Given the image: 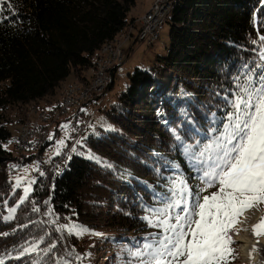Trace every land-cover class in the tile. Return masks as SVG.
<instances>
[{"label": "trees", "instance_id": "16d2710c", "mask_svg": "<svg viewBox=\"0 0 264 264\" xmlns=\"http://www.w3.org/2000/svg\"><path fill=\"white\" fill-rule=\"evenodd\" d=\"M135 1L6 0L0 5V259L4 264L62 262L60 230L46 226L42 217L49 224L53 219L59 225L71 221L112 233L105 241L121 249L112 264H138L128 250L159 231L142 219L149 213L141 203L163 207L154 196L167 192L166 177L181 172L190 186L203 185L193 178L176 136L186 144L207 142L214 126L212 113L218 118L224 114L225 90L233 87L241 64L256 57L252 49L258 46L252 41L264 34V0H174L164 24L168 26L165 54L155 58L149 71L136 68L129 73L124 90L104 111L116 130L80 138L112 166L76 154L69 159L67 153L65 169L53 186L46 188L38 176L12 219H2L6 207L21 196L19 189L12 188L9 169L29 160L20 161L26 156H12L5 149L14 134L8 129L9 111L41 103L46 107L71 74L87 82L89 76L84 75H92L103 45L136 21L128 17ZM112 84L113 80L106 90ZM25 120L22 114L18 124ZM34 198L42 200L39 211H33ZM68 242L71 257L74 247L82 250L76 236ZM33 244L36 252L20 255ZM52 244L55 247L45 252Z\"/></svg>", "mask_w": 264, "mask_h": 264}, {"label": "snow or ice", "instance_id": "6c2138e0", "mask_svg": "<svg viewBox=\"0 0 264 264\" xmlns=\"http://www.w3.org/2000/svg\"><path fill=\"white\" fill-rule=\"evenodd\" d=\"M5 2L0 0V5ZM252 43L258 46L252 49L256 57L241 64L233 77V87L225 90L224 114L218 118L212 113L214 126L207 142L186 144L176 136L193 178L203 186H190L181 172L166 177L170 184L167 192L154 196L163 207L141 203L149 213L142 219L159 231L144 237L135 250H128L138 264H230L235 258L233 233L241 230L240 217L264 204V34H258ZM58 143L64 145L63 140ZM72 151H76L75 147ZM56 154H60L59 150ZM88 158L100 162L97 157ZM20 182L21 178H17V187ZM32 183L29 181L24 188L20 203L27 199ZM212 188L216 190L204 194ZM15 211V208L9 209L8 218ZM33 211L39 208L34 206ZM48 214L52 215L51 208ZM57 230H67L75 236L89 232L88 228L74 223L60 225ZM252 231L257 237L264 235V216L252 226ZM54 247L52 244L44 251ZM256 250L254 246L252 251ZM36 251L37 246L33 244L20 255ZM0 264H4L3 259Z\"/></svg>", "mask_w": 264, "mask_h": 264}, {"label": "rangeland", "instance_id": "374dc122", "mask_svg": "<svg viewBox=\"0 0 264 264\" xmlns=\"http://www.w3.org/2000/svg\"><path fill=\"white\" fill-rule=\"evenodd\" d=\"M153 2H154V0H136L135 1L136 7L131 10L128 17L131 18L134 15L136 16V13L138 16V12L140 11V9H141V12L145 11L146 8L147 9L150 8V6L152 5ZM141 17H143V15L140 16L136 21H134V23H132L129 26L131 28H134L135 26L138 27L139 26L138 22L141 19ZM134 30H135V28H134ZM122 31H124V30H122ZM125 31H127V29ZM119 35L120 34H118L115 39H117L119 37ZM167 35H168V26L164 25V27L160 33L159 38L153 43L152 46H148V44H145V43H135V44L133 43V45H132V41L126 43L123 46L124 60L115 69V72L113 75L114 77H113L112 87L110 89L106 90L104 93H102L100 95V98H98L95 101L88 103L83 108V113H84L83 117H85L86 120L88 121V128L84 133V137H86L88 135H98L99 133H103V132H114L116 130V127L111 122H109L107 120V118L105 117L104 111L106 109H108L110 104H112L115 101L116 97L124 90L126 83H127V75L129 73H131L136 68L141 69V70H145V71H149L150 68L154 65L155 58L157 56H163L165 54V48L168 45V36ZM84 76H89V74H87V75L85 74ZM74 81H76V78H75L74 74H71L65 80V82L62 84L61 88L57 91L56 95L54 97L50 98L48 100L49 102H45V103H51V104L55 103V101H57L60 98V94L62 93L63 88L66 85L74 83ZM43 104L41 103V106H37V105L30 106L27 108V110L23 109V108L11 109L8 113V119H9L8 129H9V131H11L12 134L15 133L17 131L16 130L17 126L20 124V123L18 124V122L20 120V117H22V114H23V118L26 119L28 114H29L31 107H37L38 108V107H42ZM43 108H46V107H44V105H43ZM23 110H24V112H23ZM69 124H70L69 121L61 122L59 124L60 129H59L58 133H55L54 130L50 131L49 143L46 146L45 151L43 153V157H44V160L46 162H49L53 158L58 157V156L62 155L64 152H66V154L68 153L67 158H69L71 155L76 154V155H79V156L84 157L86 159H89L88 157L91 155L93 157L99 158V161H100L99 164H101V165L107 164L109 166H112L111 163H109L105 159L99 157L95 153L88 150L80 138L77 139L75 142L71 143L73 138L71 136ZM61 140L64 141L63 146L59 145V143H58ZM77 146L82 147V149L77 150ZM74 147L76 149L75 152L72 151V149ZM5 149L9 152H12V156H15L16 153L13 152L11 146H9V145L5 146ZM57 150H59V152H60L59 155L56 154ZM25 156H26L25 158H27L29 160H27V162L24 165H22L20 167L12 166L15 170V173L12 176H10V180L12 182V188L14 191L19 189L21 192V196L15 205H13L11 207H6L5 213L3 214V218H2L4 222H8L12 219V218H8L10 215L9 209H11V208L16 209L18 207V205L20 204L21 197H23L25 195L24 188L28 187V182L29 181L35 182V180L38 176L42 177L39 164L34 162L30 158V154H26ZM23 158L24 157H20L19 158L20 161H22ZM89 160L97 162L96 159H89ZM17 178H21V182H20V185L18 187L16 186L17 185ZM32 186H33V183L31 184L30 191L27 194V197L32 191ZM215 190H216L215 188L209 189L204 194L205 195L210 194V192L215 191ZM257 209L262 211L264 214V204L259 205V207ZM251 211L252 210L247 211V213H250ZM13 215H14V213L12 214V216ZM241 219H242V217H241ZM52 221H57V220L53 219ZM73 223L77 224V225H81V224L71 222V221H68L65 223L60 222V225H67V224H73ZM56 225H57V229H58L60 227V225L57 222H56ZM82 226H84V225H82ZM84 227H86V226H84ZM238 227L241 229L239 231V233L238 234L233 233V234L239 235L242 232L241 223L238 225ZM94 233H98L99 235H95ZM60 234L62 235L61 237H62V241L64 244V249H63L64 252L62 254L63 259H62V262L60 264H64L65 261H67L68 264H112V263L116 262V256L121 254L120 247H116L115 245L110 244V242L105 241V238H109L110 236H113L114 234L103 233V232H98V231L93 230V229H89L88 233H86L82 236H76L79 239V245H81L82 250L78 251L74 247V251H75L74 255L75 256H73V257H75V258H73V257H71V255H72L71 254V248H70V244L68 242V239L71 235H69L67 230H60ZM115 236H117V235H115ZM259 238H264V235L259 236ZM232 246L234 248V254H235V261L233 264H247L246 262H243V260L241 259L239 245L237 243H234Z\"/></svg>", "mask_w": 264, "mask_h": 264}, {"label": "built area", "instance_id": "2783aa9c", "mask_svg": "<svg viewBox=\"0 0 264 264\" xmlns=\"http://www.w3.org/2000/svg\"><path fill=\"white\" fill-rule=\"evenodd\" d=\"M174 0H154L147 12L143 14L138 27H135L132 36L126 39L124 43L112 42L111 49L106 52V62L104 63V69L102 73H93L91 76V83L80 84V81L76 79L74 87H71L69 91L64 92L63 105H57L56 112H48V108H43L37 113L36 122L32 123L30 131H22L13 136V141L10 143L12 150L24 148L26 143H33V153L30 158L39 164L40 171L43 173V183L46 188H50L52 181H55L61 173V162H63L62 155L53 158L51 161L46 162L43 157V153L46 148V144L49 141L50 131L65 118H69V128L71 131L72 141L77 139L85 133L88 128V121L80 113L81 109L92 101L95 96L101 95L108 87V84L113 80V69L122 63L124 60L123 46L133 41V43H145L151 40L162 28V20L164 16H167V12L171 9ZM45 118H53V127L49 128L48 134H41L40 123ZM25 158V157H24ZM15 173L14 168L11 165L10 176ZM42 200L34 198L33 203L37 208H41ZM42 220L46 226L57 229L56 221L49 222L42 217Z\"/></svg>", "mask_w": 264, "mask_h": 264}, {"label": "bare ground", "instance_id": "6f19581e", "mask_svg": "<svg viewBox=\"0 0 264 264\" xmlns=\"http://www.w3.org/2000/svg\"><path fill=\"white\" fill-rule=\"evenodd\" d=\"M170 11L171 10L167 12V16L163 17L161 30L156 35H154L151 40H148L146 44L152 45L159 38L160 33L164 27V24L167 20V17ZM142 19L143 17H141V19L139 20L138 25L140 24ZM134 28H131L130 26H128L127 28H125V30L127 29V31L124 30L125 32L124 31L119 32L120 34L119 37L117 39H114L113 41H116V43L126 42V39L132 36ZM112 42L106 43L101 48L100 56L97 59V61L94 63V73L103 72L104 63L106 62V52L105 51H108L111 49ZM75 82L76 81H74V83L66 85L63 88L62 93L60 94V98L57 101H55V103H53L52 106L48 108V112H56L57 105H63L64 92H67L70 90L71 87H74ZM88 83H91V77L89 80H87V82H80V84H88ZM42 109L43 107H38V108L31 107L26 120L24 121V123H21L17 126L16 128L17 131L13 134V136L17 133H21L22 131H30L32 128V123L36 122L37 120L38 111ZM52 127H53V118H45L44 121L40 123L41 134H48L49 128H52ZM13 136L11 139V143L13 141ZM14 152L19 156L20 155L24 156L26 154L31 155V153H33V143H26L24 148L15 149ZM65 164H66V161L63 156V162H61V173L65 169ZM9 173H10V169H9ZM54 182L55 181H52L50 188L53 186ZM33 204L36 206L35 203ZM252 211L247 214L245 213L244 216H242V219L240 218L242 232L239 235L233 234V240L235 241V243L239 245L240 254H241L240 256L243 262H246L247 264H264V238L257 237L252 231V226L260 222V218L261 216H264V214L259 209H254ZM254 246L257 249L256 251H252Z\"/></svg>", "mask_w": 264, "mask_h": 264}, {"label": "crops", "instance_id": "0c3cea01", "mask_svg": "<svg viewBox=\"0 0 264 264\" xmlns=\"http://www.w3.org/2000/svg\"><path fill=\"white\" fill-rule=\"evenodd\" d=\"M135 4H136V3H135ZM135 7H136V6H134V8H135ZM134 8H133V9H134ZM148 9H149V8H148ZM148 9L146 8L145 11H143V12H141V9H140V11L138 12V16H137V13H136V16H135V15L132 16L131 19H135V20H137L140 16H142L145 12H147ZM129 14H130V13H129ZM132 45H133V41H132ZM87 74H89V78L92 76V75H91V72H88ZM90 75H91V76H90ZM89 78H88V80H89ZM52 104H53V103H52ZM52 104H51V103H47V104H46V108H49ZM43 105H44V104H43ZM42 107H43V106H42ZM83 108H84V107H83ZM83 108L81 109V112H80L82 115L84 114V113H83ZM66 121H69V122H70L69 118H65V119L61 120L59 123L56 124V126H55L52 130H54L55 133H58V132H59V129H60V128H59V127H60L59 124H60L61 122H66ZM83 136H84V134H83ZM83 136H82V137H83ZM82 137H81V139H82Z\"/></svg>", "mask_w": 264, "mask_h": 264}, {"label": "water", "instance_id": "95a60500", "mask_svg": "<svg viewBox=\"0 0 264 264\" xmlns=\"http://www.w3.org/2000/svg\"><path fill=\"white\" fill-rule=\"evenodd\" d=\"M247 213V212H246Z\"/></svg>", "mask_w": 264, "mask_h": 264}]
</instances>
